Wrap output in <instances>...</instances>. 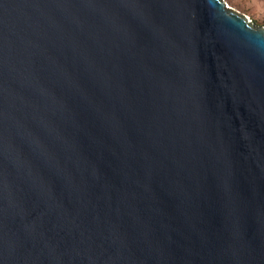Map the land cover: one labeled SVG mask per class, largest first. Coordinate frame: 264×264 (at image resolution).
<instances>
[{
  "label": "water",
  "instance_id": "95a60500",
  "mask_svg": "<svg viewBox=\"0 0 264 264\" xmlns=\"http://www.w3.org/2000/svg\"><path fill=\"white\" fill-rule=\"evenodd\" d=\"M0 264H264V26L0 0Z\"/></svg>",
  "mask_w": 264,
  "mask_h": 264
},
{
  "label": "rangeland",
  "instance_id": "374dc122",
  "mask_svg": "<svg viewBox=\"0 0 264 264\" xmlns=\"http://www.w3.org/2000/svg\"><path fill=\"white\" fill-rule=\"evenodd\" d=\"M234 10L245 14L251 20L259 25L264 26V0H225Z\"/></svg>",
  "mask_w": 264,
  "mask_h": 264
}]
</instances>
